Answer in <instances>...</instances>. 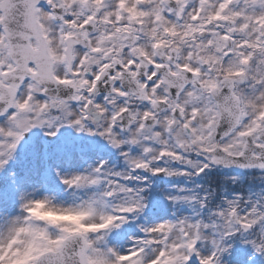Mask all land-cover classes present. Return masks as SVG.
Returning a JSON list of instances; mask_svg holds the SVG:
<instances>
[{
	"label": "snow or ice",
	"instance_id": "1",
	"mask_svg": "<svg viewBox=\"0 0 264 264\" xmlns=\"http://www.w3.org/2000/svg\"><path fill=\"white\" fill-rule=\"evenodd\" d=\"M0 264H264V0H0Z\"/></svg>",
	"mask_w": 264,
	"mask_h": 264
}]
</instances>
